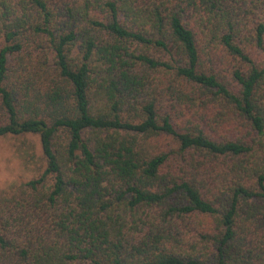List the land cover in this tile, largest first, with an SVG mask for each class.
Wrapping results in <instances>:
<instances>
[{"label": "trees", "instance_id": "obj_1", "mask_svg": "<svg viewBox=\"0 0 264 264\" xmlns=\"http://www.w3.org/2000/svg\"><path fill=\"white\" fill-rule=\"evenodd\" d=\"M0 264H264V0H0Z\"/></svg>", "mask_w": 264, "mask_h": 264}, {"label": "rangeland", "instance_id": "obj_2", "mask_svg": "<svg viewBox=\"0 0 264 264\" xmlns=\"http://www.w3.org/2000/svg\"><path fill=\"white\" fill-rule=\"evenodd\" d=\"M45 169L37 136L0 138V197L10 196Z\"/></svg>", "mask_w": 264, "mask_h": 264}]
</instances>
